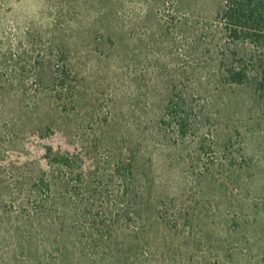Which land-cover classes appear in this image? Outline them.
<instances>
[{"label":"rangeland","instance_id":"1","mask_svg":"<svg viewBox=\"0 0 264 264\" xmlns=\"http://www.w3.org/2000/svg\"><path fill=\"white\" fill-rule=\"evenodd\" d=\"M65 1L0 0V264H264V93L216 86L201 24L219 0H100L109 16L77 20ZM50 11L80 71L60 120L29 72ZM173 82L198 116L185 139L162 120Z\"/></svg>","mask_w":264,"mask_h":264},{"label":"trees","instance_id":"2","mask_svg":"<svg viewBox=\"0 0 264 264\" xmlns=\"http://www.w3.org/2000/svg\"><path fill=\"white\" fill-rule=\"evenodd\" d=\"M67 1H65L66 6L64 5L62 9L66 13H73L71 18L74 20L80 18L82 12H86V17L96 15L102 19L104 14L106 17L109 16V6L115 5L106 6L100 0H70L73 3V9H71ZM178 1L183 6L184 2L189 0ZM79 3L82 6L81 10L85 9L86 11H80L77 7ZM191 7L196 6L190 5L189 8ZM197 8L200 9V7ZM192 11L195 12L196 9L193 8ZM52 14L53 11H50L47 15L42 14V24L39 28L40 35L46 39L44 48L46 49V46L49 45L51 50L47 53L46 50L41 48V53H38L37 57L30 63L29 72L33 75L36 90H39V86L43 83L42 73L50 75L49 94L45 97L41 95L36 103L40 104L45 101L49 109L60 110L58 117H55V120H60L61 118H69L71 115V109L67 106L75 100L71 91L76 88L80 71H76L70 64L68 65L69 54L55 44L56 39L63 33V25L52 19L59 12L55 10V14ZM117 14L116 11L112 13V16L115 17ZM206 15L202 17L203 20L207 17ZM212 15L213 18L209 23L203 24V20L199 22L202 23L201 29L204 30L205 34L201 35L203 45L205 44L208 49H219L221 52L219 65L216 64L215 69L212 71L214 76L218 77L216 86H221V88H246L253 82L256 93L262 95L264 93V0H219L216 2ZM68 23L74 24L76 22ZM77 23L80 24L81 21ZM172 24L168 25L167 34L173 27ZM181 38L185 37L179 35V39ZM243 47H246L245 51L235 54L234 50ZM169 90L172 94L164 104L162 120L163 118L166 120L167 131L171 133V137L185 139L193 133V130H196L194 126L198 118L197 112L194 109L195 107L188 102L184 93L174 94L177 90L175 82ZM47 129L51 130L53 134L54 130L51 125H48ZM59 132L61 136L68 134L67 130L64 131L63 129ZM70 153V151L52 153L51 149L47 148L46 158H50L48 164H56L57 167L54 170L59 172L63 167L75 166V159L70 156ZM115 167L119 171L123 170V174L132 176L131 166L124 163V161H118ZM78 168L82 169L80 172L86 171L84 166H78ZM79 176L81 175L79 174ZM134 183L135 181H133ZM118 228L119 225L116 229Z\"/></svg>","mask_w":264,"mask_h":264}]
</instances>
